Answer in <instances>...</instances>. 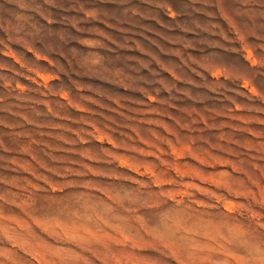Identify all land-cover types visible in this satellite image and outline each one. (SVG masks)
<instances>
[{"label": "rangeland", "instance_id": "rangeland-1", "mask_svg": "<svg viewBox=\"0 0 264 264\" xmlns=\"http://www.w3.org/2000/svg\"><path fill=\"white\" fill-rule=\"evenodd\" d=\"M0 264H264V0H0Z\"/></svg>", "mask_w": 264, "mask_h": 264}]
</instances>
